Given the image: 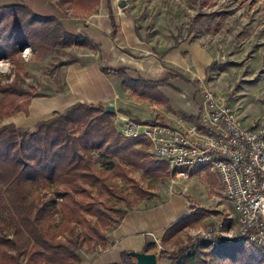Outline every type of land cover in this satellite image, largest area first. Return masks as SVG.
<instances>
[{"label": "rangeland", "instance_id": "1", "mask_svg": "<svg viewBox=\"0 0 264 264\" xmlns=\"http://www.w3.org/2000/svg\"><path fill=\"white\" fill-rule=\"evenodd\" d=\"M120 1L99 0L90 12L76 7L71 0H0V6L24 3L36 13L56 16L67 28L85 35L90 42H95L94 38L82 32L89 31L95 24L100 25L98 28L101 30L104 28L106 36L115 38L120 29L115 20L117 13L132 19L140 42H145L158 57L177 48L182 65L178 70L166 67L183 77L177 76L180 86L173 84L174 81L169 78L168 83L161 85L167 102L141 95L137 97L149 112L144 119L146 121L169 124H175L179 119L192 121V117L197 114L196 106L207 90L223 98L245 124L258 126L264 123V0H123L124 4L119 5ZM101 11L108 12L103 21L104 27L95 17ZM74 46L51 45L48 52L39 54L31 46L22 45L13 58H0V81L9 82L19 73L20 86L32 92L46 96L63 89L64 68L67 64L62 62L78 58L77 53L84 56L82 53L85 49L79 50L76 47L81 46ZM92 46L82 47L94 49ZM125 51L128 50L125 48ZM134 55L136 58L144 56L141 52ZM204 62V70L198 74L199 63ZM128 74L134 76L132 72ZM8 117L0 118V126L7 123ZM94 161L100 166L96 157ZM128 171L141 187L150 191L149 196L134 192L129 182L115 172L103 171L105 179L129 204L125 198L107 191H93V197L128 210L163 203L170 195L182 194L187 199L189 213L192 208L198 207L205 208L207 212L197 222L169 237L166 242H158L157 252L162 249L177 251L179 248H185L187 252L200 250L198 264H236L233 252L227 245H218L215 249L208 243L193 241V237L216 223H222L226 230L233 229L236 224L233 206L221 194L220 184L213 173L209 171V176L205 169H200L174 176L169 172L165 177L153 179L139 169L129 167ZM52 189V185L36 188L29 193V198L37 199ZM2 194L0 234L12 238L18 248L31 245L32 238L21 225L3 190ZM83 198L90 199V196L83 195ZM85 217L95 220L94 216L87 213ZM113 219H117L115 214ZM48 222L60 236L70 227L64 223L56 205ZM77 227L80 228L79 225ZM235 246L243 248L241 253L245 255L246 264H255L258 255H261L258 247H247L244 243ZM92 247L84 245L79 248V256L84 258L85 253L92 251ZM250 253H253V259L249 257Z\"/></svg>", "mask_w": 264, "mask_h": 264}, {"label": "trees", "instance_id": "2", "mask_svg": "<svg viewBox=\"0 0 264 264\" xmlns=\"http://www.w3.org/2000/svg\"><path fill=\"white\" fill-rule=\"evenodd\" d=\"M71 1L87 12L99 3V0ZM22 45L31 46L39 54L48 52L51 45L93 48L85 35L67 28L56 16L36 13L24 3L0 6V58H13ZM76 59H68L62 64ZM101 70L122 78L123 86L137 95L167 102L158 89L167 83L165 79L154 81L140 75L130 76L125 67L102 66ZM39 95L44 94L20 86L19 73L9 82L0 81V118L18 111L27 113L30 98ZM112 115L113 111L101 103L77 101L63 112L38 121L33 127H17L14 123L0 126V202L3 190L33 240L31 245L18 248L12 238L0 234V264H77L80 261L78 249L84 245H92V248L104 246L106 231L116 226L127 211L93 197V191L118 194L105 179L103 171H113L125 178L132 190L141 196H149L150 191L129 174V167L139 169L153 179L168 175L166 161L149 157L148 141L121 135L115 129ZM192 121L199 124L197 116H193ZM200 169L211 175L204 164L189 171ZM45 185H52V191L37 199L29 198V193ZM83 195L90 196V199L83 198ZM125 201L129 204L126 198ZM55 205L64 223L70 226L62 236L48 222ZM205 212L207 210L203 207L192 208L188 215L165 230L163 240L197 222ZM86 213L95 220L87 219ZM237 243L243 242H222L220 245L231 249L236 264H246L245 255L241 253L243 248H237ZM147 247L149 244L145 249ZM199 251L162 249L158 258L170 259L171 264H198ZM259 253L255 264H264V255ZM252 255H249L251 259ZM108 264L136 263L135 258L125 251L119 262Z\"/></svg>", "mask_w": 264, "mask_h": 264}, {"label": "crops", "instance_id": "3", "mask_svg": "<svg viewBox=\"0 0 264 264\" xmlns=\"http://www.w3.org/2000/svg\"><path fill=\"white\" fill-rule=\"evenodd\" d=\"M95 15L97 21L103 23L108 12L101 11ZM115 16L117 24L120 25L115 38L106 36L104 28L101 30L97 24L90 27L89 31L83 30L82 33L87 32L94 38L95 42H91L94 49L74 46L79 50L84 48L85 51L82 53L84 56L81 57V54L77 53L76 61L68 63L64 68L63 89L50 92L46 96L31 97L27 113L16 112L10 115L6 122L14 123L17 127H33L38 121L63 112L77 101L86 104L101 103L104 106L111 104L116 114L133 117L136 120L147 118L149 112L142 106L144 103L137 99L138 95L123 86L122 78L102 72V66L125 67L127 72L134 73V76L140 75L154 81L165 79L167 83L170 79L174 81L173 84L180 86L177 81L179 73L174 71L182 65L180 51L174 48L158 57L145 42H140L131 18L119 16L117 13ZM125 48L128 51H125ZM137 52L143 53L144 56L136 58L134 54ZM205 65L206 62L199 63L198 74L204 70ZM158 89L167 98L161 85ZM187 206V199L176 193L170 195L163 203L128 209L118 224L106 231L105 245H96L90 253H85L84 258L80 257L78 264L119 262L122 254L130 250L154 252L158 255V242L163 241L165 230L179 218L189 214ZM169 237L164 241L166 242ZM146 244H149L147 249ZM160 263L171 264V260L158 258V264Z\"/></svg>", "mask_w": 264, "mask_h": 264}, {"label": "built area", "instance_id": "4", "mask_svg": "<svg viewBox=\"0 0 264 264\" xmlns=\"http://www.w3.org/2000/svg\"><path fill=\"white\" fill-rule=\"evenodd\" d=\"M196 106L199 124L179 119L175 124L111 116L126 137L145 138L150 156L164 160L174 176L207 165L221 194L232 204L233 229L216 223L193 241L217 247L224 240L241 241L264 254V123L245 124L223 98L205 91Z\"/></svg>", "mask_w": 264, "mask_h": 264}, {"label": "water", "instance_id": "5", "mask_svg": "<svg viewBox=\"0 0 264 264\" xmlns=\"http://www.w3.org/2000/svg\"><path fill=\"white\" fill-rule=\"evenodd\" d=\"M124 1L121 0L119 5H123ZM25 46V45H24ZM106 109L113 111V106L111 104L106 105ZM129 255L135 258L136 264H158V255L154 252H145V251H127Z\"/></svg>", "mask_w": 264, "mask_h": 264}]
</instances>
